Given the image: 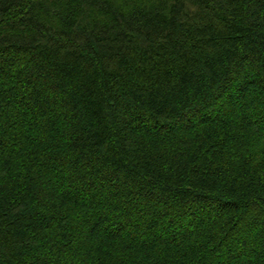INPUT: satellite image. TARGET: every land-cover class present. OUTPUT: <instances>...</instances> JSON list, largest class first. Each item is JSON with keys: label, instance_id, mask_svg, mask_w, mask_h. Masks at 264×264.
<instances>
[{"label": "trees", "instance_id": "1", "mask_svg": "<svg viewBox=\"0 0 264 264\" xmlns=\"http://www.w3.org/2000/svg\"><path fill=\"white\" fill-rule=\"evenodd\" d=\"M0 264H264V0H0Z\"/></svg>", "mask_w": 264, "mask_h": 264}]
</instances>
